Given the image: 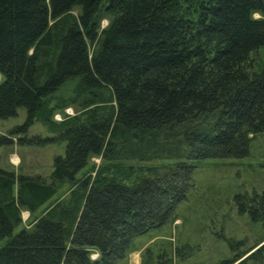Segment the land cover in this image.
Segmentation results:
<instances>
[{"label":"trees","instance_id":"trees-1","mask_svg":"<svg viewBox=\"0 0 264 264\" xmlns=\"http://www.w3.org/2000/svg\"><path fill=\"white\" fill-rule=\"evenodd\" d=\"M262 50L264 0H0V119L24 107L18 130L27 132L54 111H81L47 138L67 141L47 178L0 166V241L9 239L0 264L125 259L134 237L168 221L192 167L145 172L124 162L246 156L264 131ZM93 156L107 164L79 177ZM235 202L264 220L263 193ZM23 209H42L32 228L21 226ZM229 244L234 254L219 264H247L264 250L247 256L254 247Z\"/></svg>","mask_w":264,"mask_h":264},{"label":"rangeland","instance_id":"rangeland-1","mask_svg":"<svg viewBox=\"0 0 264 264\" xmlns=\"http://www.w3.org/2000/svg\"><path fill=\"white\" fill-rule=\"evenodd\" d=\"M78 13L76 9L74 14ZM254 17L260 15L254 14ZM109 22V17H103L100 31L107 28ZM94 49L92 46V52ZM260 53L264 59V50ZM59 95L65 93L56 96ZM80 112L75 105L64 111H54L51 120L36 121L27 132L18 130L27 119L24 107L18 110L17 116L0 119V138L6 136L9 141L0 145V166L16 174L47 178L53 171L54 158L65 155L67 148V141H48L47 138L57 136L53 127ZM105 162L102 157L93 156L79 177L85 172L96 176L98 168L107 164ZM178 162L191 165L190 185L166 223L133 238L128 253L140 251L139 264H219L234 254L229 244L231 240L239 243L237 252L254 247L247 256L264 243V220L252 221L248 213H239L235 202L237 194H264V131L250 138L249 152L241 158L126 160L124 163L133 164L138 171L149 167L164 171ZM69 190L67 183L58 195L68 197ZM42 214V209L34 213L23 209L21 226L32 228ZM20 230L21 227H17L14 234ZM8 240V237L2 239L0 248ZM128 255L115 264H129ZM92 256L98 254L95 252ZM247 264H264V250L260 259L249 258Z\"/></svg>","mask_w":264,"mask_h":264},{"label":"crops","instance_id":"crops-1","mask_svg":"<svg viewBox=\"0 0 264 264\" xmlns=\"http://www.w3.org/2000/svg\"><path fill=\"white\" fill-rule=\"evenodd\" d=\"M264 239V238H263ZM262 239V240H263ZM261 240V241H262ZM127 260V259H126ZM141 261V253L140 251H134L133 253L130 252V254L128 255V263L129 264H139Z\"/></svg>","mask_w":264,"mask_h":264},{"label":"built area","instance_id":"built-area-1","mask_svg":"<svg viewBox=\"0 0 264 264\" xmlns=\"http://www.w3.org/2000/svg\"><path fill=\"white\" fill-rule=\"evenodd\" d=\"M69 108V107H68Z\"/></svg>","mask_w":264,"mask_h":264}]
</instances>
